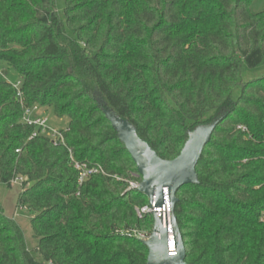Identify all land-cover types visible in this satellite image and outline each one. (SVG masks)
<instances>
[{
	"label": "trees",
	"instance_id": "trees-1",
	"mask_svg": "<svg viewBox=\"0 0 264 264\" xmlns=\"http://www.w3.org/2000/svg\"><path fill=\"white\" fill-rule=\"evenodd\" d=\"M252 1L64 0L61 16L56 0H0V63L21 77L19 89L0 79V182L21 183L43 258L0 204V264L147 263L131 230L150 233L153 219L135 211L146 195L116 179L139 173L107 112L163 160L216 124L196 181L177 191L185 261L264 264V74L243 79L264 63ZM34 105L68 118L65 145L22 122ZM68 148L109 175L79 186Z\"/></svg>",
	"mask_w": 264,
	"mask_h": 264
},
{
	"label": "water",
	"instance_id": "water-1",
	"mask_svg": "<svg viewBox=\"0 0 264 264\" xmlns=\"http://www.w3.org/2000/svg\"><path fill=\"white\" fill-rule=\"evenodd\" d=\"M112 124L119 132L120 139L125 143L132 160L141 176L139 191L150 200L156 196L157 203L164 204V188L169 193L171 208V226L175 237V254L169 253L168 227L163 220L154 216V233L149 241L144 242L148 247L146 264H187L186 248L180 231L175 205L177 191L183 185L196 181V166L202 155L204 146L210 140L216 124L199 128L191 134L181 154L174 160H163L137 134L135 127L127 120L116 118L107 112ZM159 234L157 236L156 234Z\"/></svg>",
	"mask_w": 264,
	"mask_h": 264
},
{
	"label": "built area",
	"instance_id": "built-area-1",
	"mask_svg": "<svg viewBox=\"0 0 264 264\" xmlns=\"http://www.w3.org/2000/svg\"><path fill=\"white\" fill-rule=\"evenodd\" d=\"M14 86L19 89L20 82L14 84ZM19 95L21 93L19 92ZM40 107L38 105H34L32 107H25L24 113L22 116V122L30 125L35 126L37 129L40 130L41 134H44L48 137H50L55 143H60L62 145H65V138L63 135V132L60 130H56L53 128H50L48 126V120L47 118L41 116L39 113ZM238 129H241L243 131H247V128L243 125H239ZM38 131H35L33 135L30 137L32 139L33 137L37 136ZM70 153V161L72 166L75 170L78 172V184L79 186L83 185L90 177L97 174H103V175H109L106 173V171L103 169L100 165H90L87 162L79 161L75 159L73 151L68 148ZM19 151V150H17ZM116 177V176H115ZM140 175L137 173L133 174V178L131 179H121L120 177H116L118 181H126L128 184L127 190H134L139 191L141 180L139 179ZM156 196H153V199H148L147 203L144 205L136 206L135 211L138 216V218H152L153 219V230L149 233L147 231H140L137 229L131 230L132 234L137 237L139 240L146 242L149 241L152 238V235L154 233V216L157 218H161L163 220V225L165 227H168V237H169V253L175 254L176 253V242L175 237L172 231L171 226V208H170V201H169V193L167 188H164V204L160 206L157 203ZM159 236V234H156Z\"/></svg>",
	"mask_w": 264,
	"mask_h": 264
},
{
	"label": "rangeland",
	"instance_id": "rangeland-1",
	"mask_svg": "<svg viewBox=\"0 0 264 264\" xmlns=\"http://www.w3.org/2000/svg\"><path fill=\"white\" fill-rule=\"evenodd\" d=\"M57 10L62 16L64 14L65 3L64 0H56ZM251 8L254 12L264 11V0H253ZM7 70L6 74L2 71ZM264 74V63L254 69L246 68L244 70L243 79L251 80L260 77ZM0 79L7 80L8 82L15 84L21 80L20 75L13 70L8 68L6 64L0 63ZM238 90V89H237ZM238 92V91H237ZM41 116L47 118L48 126L56 130H65L68 127L69 120L67 117L59 118L54 114V111L50 107H41ZM22 191L20 182H15L11 186H8L0 182V204L4 209L5 214L14 218L17 223L21 226L27 246L37 260L42 261V256L37 252L38 239L34 236V231L31 224L33 214L26 208L18 206V197ZM148 201V196H146Z\"/></svg>",
	"mask_w": 264,
	"mask_h": 264
}]
</instances>
